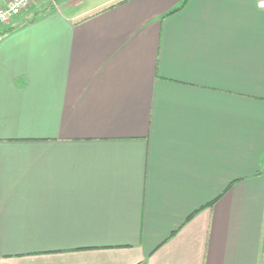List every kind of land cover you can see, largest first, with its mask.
I'll return each mask as SVG.
<instances>
[{"label":"crops","instance_id":"obj_1","mask_svg":"<svg viewBox=\"0 0 264 264\" xmlns=\"http://www.w3.org/2000/svg\"><path fill=\"white\" fill-rule=\"evenodd\" d=\"M0 264H264L256 0H34L0 26Z\"/></svg>","mask_w":264,"mask_h":264},{"label":"built area","instance_id":"obj_2","mask_svg":"<svg viewBox=\"0 0 264 264\" xmlns=\"http://www.w3.org/2000/svg\"><path fill=\"white\" fill-rule=\"evenodd\" d=\"M34 0H9L5 7H0V26L12 21ZM54 0H51L53 2ZM256 5L264 9V0H256Z\"/></svg>","mask_w":264,"mask_h":264},{"label":"trees","instance_id":"obj_3","mask_svg":"<svg viewBox=\"0 0 264 264\" xmlns=\"http://www.w3.org/2000/svg\"><path fill=\"white\" fill-rule=\"evenodd\" d=\"M181 6H182V5H180L179 7H177V8H175V9L171 10L169 13H173V12L177 11ZM169 13H168V14H169Z\"/></svg>","mask_w":264,"mask_h":264}]
</instances>
